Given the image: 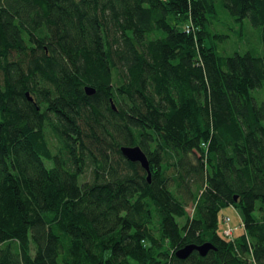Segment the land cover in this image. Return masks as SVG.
<instances>
[{
	"label": "trees",
	"instance_id": "trees-1",
	"mask_svg": "<svg viewBox=\"0 0 264 264\" xmlns=\"http://www.w3.org/2000/svg\"><path fill=\"white\" fill-rule=\"evenodd\" d=\"M263 85L264 0H0V264H264Z\"/></svg>",
	"mask_w": 264,
	"mask_h": 264
},
{
	"label": "rangeland",
	"instance_id": "rangeland-1",
	"mask_svg": "<svg viewBox=\"0 0 264 264\" xmlns=\"http://www.w3.org/2000/svg\"><path fill=\"white\" fill-rule=\"evenodd\" d=\"M170 19L172 20V17ZM228 21L229 24L225 25V28L223 22H221L217 26V30H224L227 34L230 35L228 41H219L220 51L227 50L228 53H231V51L236 49L243 52L250 48L256 52L263 51V43L260 28L251 25L248 19H245L244 23L235 22L231 18ZM188 23L189 22L181 23V29H183L184 26ZM241 31H243L242 34H240ZM255 97L259 103L264 101V85L263 87L256 89ZM194 214L195 206L190 202L187 207V215L189 217H193ZM226 216L231 218L230 225L235 228L234 238L237 239V237H239L243 233V230L245 231L243 224L240 225V213L236 208L232 206H228L223 209L220 215V225L222 230L226 228L225 226H227L224 221V218ZM182 221H184V219H182Z\"/></svg>",
	"mask_w": 264,
	"mask_h": 264
},
{
	"label": "water",
	"instance_id": "water-1",
	"mask_svg": "<svg viewBox=\"0 0 264 264\" xmlns=\"http://www.w3.org/2000/svg\"><path fill=\"white\" fill-rule=\"evenodd\" d=\"M86 93L88 95H92L96 92L95 88H92L90 86L85 87ZM29 95V93H27ZM31 100H33L30 97ZM123 155L133 161V162H139L142 167L147 171L148 175L147 178L149 181H151V167H150V161L148 159V156L146 152L142 149L140 145H124L121 147ZM216 249V247L211 242H206L201 245L196 244H188L180 249L177 250L176 256L180 259H186L188 258L194 251H198L200 255L205 256L210 250Z\"/></svg>",
	"mask_w": 264,
	"mask_h": 264
},
{
	"label": "built area",
	"instance_id": "built-area-1",
	"mask_svg": "<svg viewBox=\"0 0 264 264\" xmlns=\"http://www.w3.org/2000/svg\"><path fill=\"white\" fill-rule=\"evenodd\" d=\"M184 31H185L186 33H189V34H190V33H194V34H195L196 28H195V26L193 25V23L189 22L188 24H186V25L184 26ZM225 221L228 223V221H229V217H227ZM224 232H225V234H226L227 236H230V237H233V236H234V228H232V227L229 226V225L226 227V229L224 230Z\"/></svg>",
	"mask_w": 264,
	"mask_h": 264
}]
</instances>
